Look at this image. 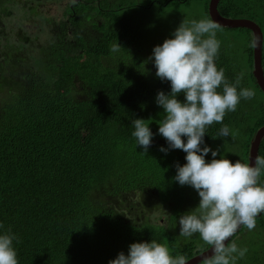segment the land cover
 Segmentation results:
<instances>
[{"label": "trees", "instance_id": "trees-1", "mask_svg": "<svg viewBox=\"0 0 264 264\" xmlns=\"http://www.w3.org/2000/svg\"><path fill=\"white\" fill-rule=\"evenodd\" d=\"M137 1L70 0L61 17L47 10L39 36L21 28L42 0H0V222L20 237L14 242L19 264H108L119 252L127 254L131 243L151 239L187 259L209 247L198 235L179 236V216L200 197L173 179L186 153L160 151L168 145L158 136L163 109L155 97L171 86L149 60L151 47L161 44L163 23L170 27L160 35L169 38L183 19L192 20L177 8L188 0H141L133 8ZM208 2L204 16L195 19L210 18ZM23 6L26 19L7 24ZM217 8L225 17L253 20L264 32V0H220ZM130 9L152 11L137 18ZM251 37L246 27H219L218 68L230 82L243 73L240 86L254 88L256 95L224 117L236 141L213 138L219 123L204 137L221 153L238 146L243 132L246 162L250 142L264 125ZM117 40L123 49L113 53ZM134 118L151 120L156 133L146 153L131 135ZM257 156H264V137ZM211 158L208 153L206 160ZM153 204L166 208L165 219L145 217ZM232 242L248 248L237 264H264V213L253 230L241 226Z\"/></svg>", "mask_w": 264, "mask_h": 264}, {"label": "clouds", "instance_id": "clouds-1", "mask_svg": "<svg viewBox=\"0 0 264 264\" xmlns=\"http://www.w3.org/2000/svg\"><path fill=\"white\" fill-rule=\"evenodd\" d=\"M219 27L207 16L183 19L171 37L154 46L149 60L154 63L156 76L171 86L169 92L160 90L155 97L163 109V118L157 121L158 133L168 145L160 146V151L180 149L186 153V163H177L173 179L193 187L200 197L195 208L179 216V236L190 239L198 235L211 246L212 254L202 256V264H237L246 257L248 248L225 241L241 226L253 230L257 216L264 213V156H256L254 165L240 159L233 162L205 143L207 129L214 123L221 125L214 139L232 137L230 127L223 123L225 115L236 111L242 99L251 100L256 95L254 88L240 86L243 73L230 82L224 68H218ZM247 44L264 48V32L254 33ZM121 49L117 40L111 51ZM181 94L183 100L178 99ZM150 123L143 118L131 122L135 146H142L144 153L156 135ZM208 153L211 160H206ZM19 239L11 227L5 230L0 222V264H19L14 243ZM108 264H187V257L173 255L167 244L151 239L131 243L127 254L119 252Z\"/></svg>", "mask_w": 264, "mask_h": 264}, {"label": "rangeland", "instance_id": "rangeland-1", "mask_svg": "<svg viewBox=\"0 0 264 264\" xmlns=\"http://www.w3.org/2000/svg\"><path fill=\"white\" fill-rule=\"evenodd\" d=\"M69 1L70 0H42L41 4L38 6L39 11H35L30 20H28V18H27L28 22H26L24 24V26L21 28L22 31L26 34L36 33L37 35L41 36L40 28L42 29V18L48 15L47 10L50 9L51 14H53L55 18L61 17L63 15L64 7L66 6V4ZM139 1H141V0H138L135 4L136 7H133V8H137V7L142 5V3ZM205 4H206V0H188V2L181 3L180 6L177 8L180 11L184 10L185 12H187L189 14V16H191V19H195V16L197 13H200L201 15L204 16V8L203 7ZM129 11H132L137 18L138 17L143 18V17H148L149 11H152V9L143 10V11L130 9ZM14 15H16V17H12L11 20H7V22H6L7 24H10L12 22L19 23L22 20L26 19L27 14L25 13V7L23 6V8L19 9L18 11L16 10ZM161 26L162 27L159 28V40H160V43L162 44L163 41L166 39V37L164 34L163 35H160V34H162L170 26H169V23L167 21L165 23H163ZM151 48L153 50L154 47H151ZM144 55L145 54H142V56H144ZM158 136H160V134H158ZM244 140H245V135L242 132L238 146H235V148L232 146H228L226 149H223L220 154L227 156V158L233 162H235V160H237V159H240L242 162H246L244 153H242L243 152V142L245 143ZM210 146L212 148V145H210ZM232 148H234V149H232ZM209 154L211 155V153H209ZM207 158H208V155H207L206 159ZM216 158L218 159L219 155ZM135 200H136V198H135ZM151 211H152L151 213L145 214L146 215L145 217L149 218L151 221L163 220L167 216L166 208H162L161 206H159V208H158L156 206V204H153ZM148 215H149V217H148ZM136 218L142 220L144 217L141 214H139L136 216ZM193 237H196V236H193Z\"/></svg>", "mask_w": 264, "mask_h": 264}, {"label": "water", "instance_id": "water-1", "mask_svg": "<svg viewBox=\"0 0 264 264\" xmlns=\"http://www.w3.org/2000/svg\"><path fill=\"white\" fill-rule=\"evenodd\" d=\"M219 1L220 0H209V3H208L209 16L216 23H218L219 26L230 27V28L246 27L252 31V35L254 33L258 34L259 32H262L260 27L251 19H248V18H231V17H225V16L221 15L220 12L218 11V8H217ZM261 55H262V48L261 49H259V48L254 49L253 48V70H252V73L256 79L258 86L264 92V74H263V70H262ZM263 137H264V125L259 127L256 130L255 135H254L252 141L250 142V148H249V153H248V163L253 164V165L255 164V158H256L257 153H258V147H259L260 141ZM232 237H230L229 240L225 241V242L228 243ZM211 254H212V250H211V246H209L208 248L201 251L200 253L195 254L194 256L187 259V264H199L200 262H202V260H201L202 256H204V255L210 256Z\"/></svg>", "mask_w": 264, "mask_h": 264}, {"label": "flooded vegetation", "instance_id": "flooded-vegetation-1", "mask_svg": "<svg viewBox=\"0 0 264 264\" xmlns=\"http://www.w3.org/2000/svg\"><path fill=\"white\" fill-rule=\"evenodd\" d=\"M256 23V22H255ZM257 24V23H256ZM258 25V24H257ZM259 26V25H258ZM261 29V28H260ZM252 32V31H251ZM252 53H253V48H252ZM261 59H262V55H261ZM253 70V69H252ZM256 80V79H255ZM261 89V88H260ZM225 141L226 142H229V143H231V142H234V141H236L234 138H232V137H227V138H225ZM249 148H250V145H249ZM249 150V149H248ZM243 153V152H242Z\"/></svg>", "mask_w": 264, "mask_h": 264}]
</instances>
